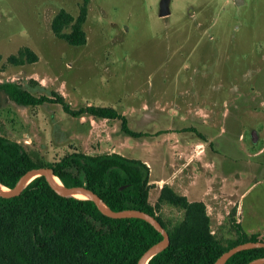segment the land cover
<instances>
[{
    "label": "rangeland",
    "instance_id": "1",
    "mask_svg": "<svg viewBox=\"0 0 264 264\" xmlns=\"http://www.w3.org/2000/svg\"><path fill=\"white\" fill-rule=\"evenodd\" d=\"M160 1L90 0L87 43L71 46L52 21L62 9L77 17L83 0H0V83L61 94L73 109L113 107L144 134L0 90V135L42 163L75 151L147 160L152 204L168 184L203 199L220 242L236 224L263 238L264 0H171L167 17ZM23 47L38 60L9 63ZM158 214L173 225L184 212L164 204Z\"/></svg>",
    "mask_w": 264,
    "mask_h": 264
},
{
    "label": "trees",
    "instance_id": "2",
    "mask_svg": "<svg viewBox=\"0 0 264 264\" xmlns=\"http://www.w3.org/2000/svg\"><path fill=\"white\" fill-rule=\"evenodd\" d=\"M90 0H83L74 17L65 9L52 21L54 34L71 46H84V24ZM67 29H70L67 31ZM38 55L29 47L11 55L14 65L34 63ZM17 104L41 106L59 104L65 113L79 117L91 115L120 120L123 133L134 138L144 134L129 127L127 117L113 107L87 105L73 109L61 94L36 96L17 83H0ZM49 167L66 186L86 185L113 211L138 209L155 216L167 229L171 243L148 264H214L229 249L248 241H264L258 234L248 235L240 224L237 236L226 244L211 230V219L203 201H190L165 184L155 204L150 202L151 170L147 163L120 153L89 154L75 151L59 160L42 163L33 159L16 140L0 135V183L12 189L19 178L35 167ZM169 204L184 212L182 220L168 224L158 210ZM163 238L144 219L112 218L90 199L58 194L40 176L20 195L0 196V264H138L141 256ZM264 257V248L236 253L226 264H248Z\"/></svg>",
    "mask_w": 264,
    "mask_h": 264
},
{
    "label": "water",
    "instance_id": "3",
    "mask_svg": "<svg viewBox=\"0 0 264 264\" xmlns=\"http://www.w3.org/2000/svg\"><path fill=\"white\" fill-rule=\"evenodd\" d=\"M171 0H161L160 1V9L159 15L161 17H167L171 14L170 9ZM255 140V139H254ZM44 177L45 180L49 183V185L60 195L63 196H73L74 193H83L86 195L84 199L92 200L100 209L102 213L105 215L112 217V218H129V217H136L141 218L149 222L156 230H158L163 238L157 242L156 244L152 245L139 259L138 264H148L149 261L159 252L166 249L170 243V235L167 229L162 225V223L153 215L149 214L146 211L138 210V209H125L121 211H113L111 210L100 198V196L94 192L92 189L88 188L86 185H73V186H66L62 183L58 184L55 182L53 176L54 173L51 168L49 167H35L28 170L24 175H22L15 186L12 189L4 190L3 186L0 183V196L4 198H12L16 197L21 194L23 189L35 178L37 177ZM7 188V187H6ZM78 198V197H76ZM254 248H264V241H248L245 243H241L228 251L224 252L214 264H226V262L234 256L236 253L247 250V249H254ZM248 264H264V257L257 258L249 262Z\"/></svg>",
    "mask_w": 264,
    "mask_h": 264
},
{
    "label": "crops",
    "instance_id": "4",
    "mask_svg": "<svg viewBox=\"0 0 264 264\" xmlns=\"http://www.w3.org/2000/svg\"><path fill=\"white\" fill-rule=\"evenodd\" d=\"M133 130V129H132ZM135 131V130H134ZM137 132H140V131H137ZM129 136V135H128ZM121 154V153H120ZM122 155H124V154H122ZM125 156V155H124ZM143 162H145V163H147L148 164V166H150V163L147 161V160H144ZM152 177V176H151ZM152 179V178H151ZM156 181H158V180H153V183L154 182H156ZM151 182H152V180H151ZM153 183H151V184H153ZM155 184V183H154ZM171 186V185H170ZM172 187V186H171ZM176 191H177V189H175ZM178 192V191H177ZM160 193V192H159ZM180 194H183V195H185V196H187V198L190 200V201H203V199H193V198H191V193H189V192H187V193H180Z\"/></svg>",
    "mask_w": 264,
    "mask_h": 264
},
{
    "label": "bare ground",
    "instance_id": "5",
    "mask_svg": "<svg viewBox=\"0 0 264 264\" xmlns=\"http://www.w3.org/2000/svg\"><path fill=\"white\" fill-rule=\"evenodd\" d=\"M53 178H54L56 183L61 184V181L56 176H53ZM3 189L8 190V188H6V187H3ZM72 195L75 197H78V198H85L86 197V195L83 193H74Z\"/></svg>",
    "mask_w": 264,
    "mask_h": 264
}]
</instances>
